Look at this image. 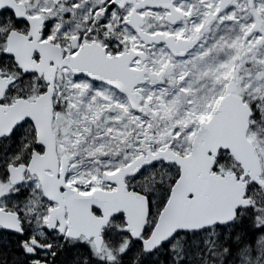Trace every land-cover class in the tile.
I'll use <instances>...</instances> for the list:
<instances>
[{"label": "snow or ice", "instance_id": "6c2138e0", "mask_svg": "<svg viewBox=\"0 0 264 264\" xmlns=\"http://www.w3.org/2000/svg\"><path fill=\"white\" fill-rule=\"evenodd\" d=\"M0 264H264V0H0Z\"/></svg>", "mask_w": 264, "mask_h": 264}]
</instances>
